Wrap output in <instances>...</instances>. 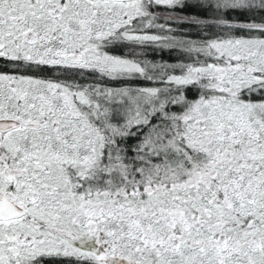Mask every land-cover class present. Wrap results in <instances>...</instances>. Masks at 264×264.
I'll return each mask as SVG.
<instances>
[{
	"label": "snow or ice",
	"instance_id": "6c2138e0",
	"mask_svg": "<svg viewBox=\"0 0 264 264\" xmlns=\"http://www.w3.org/2000/svg\"><path fill=\"white\" fill-rule=\"evenodd\" d=\"M0 264H264V0H0Z\"/></svg>",
	"mask_w": 264,
	"mask_h": 264
}]
</instances>
